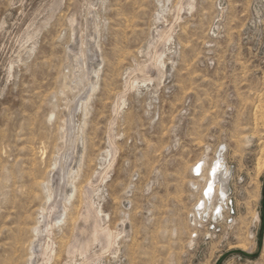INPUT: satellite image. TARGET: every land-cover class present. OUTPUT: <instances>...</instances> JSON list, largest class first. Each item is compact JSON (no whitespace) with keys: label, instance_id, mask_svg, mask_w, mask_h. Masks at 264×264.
<instances>
[{"label":"rangeland","instance_id":"rangeland-1","mask_svg":"<svg viewBox=\"0 0 264 264\" xmlns=\"http://www.w3.org/2000/svg\"><path fill=\"white\" fill-rule=\"evenodd\" d=\"M217 157L226 198L197 214ZM263 179L264 0H0V264L253 254ZM88 205L111 244L70 255Z\"/></svg>","mask_w":264,"mask_h":264},{"label":"bare ground","instance_id":"bare-ground-1","mask_svg":"<svg viewBox=\"0 0 264 264\" xmlns=\"http://www.w3.org/2000/svg\"><path fill=\"white\" fill-rule=\"evenodd\" d=\"M192 1V0H191ZM188 2H190V0H188ZM189 4V3H188ZM193 4V3H192ZM160 11V10H159ZM169 35V34H168ZM167 38V37H166ZM164 39V38H163ZM158 64V63H157ZM156 64V65H157ZM160 64V63H159ZM149 66V65H148ZM162 67V66H161ZM145 69V68H144ZM152 71V68H148L147 69V72H150ZM145 72V71H144ZM145 72V73H147ZM149 75V74H148ZM133 88V87H132ZM93 94V92H92ZM86 97H89V96H86ZM92 98V97H91ZM87 99V98H86ZM88 101V100H86ZM84 143V142H83ZM111 156V155H110ZM221 156V152H219V155L218 157ZM214 158L213 161L211 162V164L209 165L207 171H206V180H205V184L203 186V189L201 191V197L198 199V201L196 202V213L199 214L203 209L205 210L206 207H208L210 205V202H211V199L213 198L214 195H217L218 199H219V204L217 206L214 207V210L217 209L218 212L220 211V208L222 207V203L224 202L225 198H226V195H227V189H228V180H229V170L225 167L224 165V162L221 161L220 158ZM205 166L204 163H201L200 161L197 162L195 165H194V171L195 173H201L202 170H203V167ZM61 169V168H60ZM104 174V173H103ZM70 176V175H69ZM74 176V175H73ZM62 177V176H60ZM72 177V176H71ZM66 178V177H65ZM75 178V177H74ZM68 179V178H67ZM69 180V179H68ZM66 182V181H65ZM73 182V181H72ZM72 184V183H71ZM47 185V184H46ZM50 187V186H49ZM50 190V189H49ZM51 191V190H50ZM46 193V192H45ZM55 193V192H54ZM70 194V192H68ZM51 194V193H50ZM68 194V195H69ZM72 195V194H71ZM88 192L85 193V198L87 197ZM66 198H67V195H65ZM64 196V197H65ZM48 197V196H47ZM50 197V196H49ZM52 197V196H51ZM50 197V198H51ZM71 198V196H68ZM49 198V199H50ZM85 200V199H84ZM64 201V200H63ZM68 202V201H67ZM49 203V202H48ZM56 203V202H55ZM86 205V204H85ZM92 205V204H91ZM51 206V205H50ZM61 206V205H60ZM48 207V206H47ZM63 207V206H62ZM93 206H90L88 205L87 206V210H86V218L88 219V221L91 222V225H93L94 227V233L91 235V236H85L83 239H78L76 242H73V244L71 245L70 249H69V252L70 255L71 254H74V252L76 250H79L81 252H84L86 251L87 247L90 245L91 242H95L97 240H104V243L106 245V247H108L110 244H111V235L109 234V232H104V231H101L99 232L98 229L100 227L99 225V222H100V214L102 213L101 210L99 211H95L93 210L92 208ZM45 209V208H44ZM57 209V208H56ZM56 209H53L51 210L50 214L47 216L46 214H44L42 217H40L41 219L43 218L44 219H49V222H50V219L52 222H56L58 219H62V217L64 216L65 214V210H63V213L62 214H59ZM41 210V209H40ZM41 212V211H40ZM69 212V211H68ZM42 214V213H41ZM84 215V214H83ZM69 217V216H68ZM71 217V215H70ZM74 217V216H73ZM67 219V218H66ZM71 219V218H70ZM38 220V219H37ZM42 220V221H43ZM45 221V220H44ZM62 221V220H61ZM71 221V220H70ZM40 222V221H39ZM47 222V221H46ZM58 222V221H57ZM63 223V222H62ZM69 223V222H68ZM66 222V224H68ZM48 225L45 224V227H49L48 228V232L51 231V228L52 226H50V223H48ZM53 224V223H52ZM39 225V224H38ZM90 225V226H91ZM38 228V227H37ZM36 228V229H37ZM35 229V228H34ZM41 229V228H40ZM46 229V228H45ZM56 229V228H55ZM75 229V228H74ZM32 230V229H31ZM44 230V229H43ZM81 230V229H80ZM35 231V230H34ZM37 231V230H36ZM45 232V231H44ZM91 232V231H90ZM34 233V232H33ZM37 234L40 233V231L38 230V232H36ZM35 233V234H36ZM43 233V232H42ZM41 233V234H42ZM81 233V232H80ZM47 234V232H46ZM44 234V235H46ZM47 235H50L47 234ZM52 235V234H51ZM64 235V234H63ZM41 236V235H40ZM38 237V235H37ZM42 237V236H41ZM62 237V236H61ZM43 238V237H42ZM48 238V237H47ZM50 238V237H49ZM48 238V239H49ZM38 239V238H36ZM41 239V238H40ZM35 240V238L33 239ZM39 240V239H38ZM42 240V239H41ZM39 240V241H41ZM61 241V239H60ZM35 242V241H34ZM43 242V241H42ZM63 242V241H62ZM61 242V243H62ZM36 244V243H35ZM35 244L31 243V248L33 251L35 250V252L39 255L42 256V255H45L46 254V249H41L39 248V250L36 248L37 246H35ZM41 245V244H40ZM39 246V245H38ZM61 246V244H60ZM42 247V245H41ZM50 247V246H49ZM69 247V246H68ZM47 248V247H46ZM60 248V247H58ZM91 248V247H89ZM48 249V248H47ZM62 249V248H61ZM68 249V248H67ZM66 249V250H67ZM30 250V251H32ZM59 250V249H58ZM90 250V249H89ZM32 251V252H33ZM63 251V250H62ZM68 251V250H67ZM52 253V252H51ZM66 253V254H68ZM78 254V253H77ZM57 255V254H56ZM60 256V254H58ZM62 255V254H61ZM31 256V255H29ZM34 256V252L32 253V257ZM86 256V255H85ZM42 258V257H41ZM40 258V259H41ZM47 258V257H46ZM55 258V257H54ZM33 259V258H31ZM38 259V257H37ZM30 260V258H29ZM42 260V259H41ZM47 260V259H46ZM51 260V259H50ZM53 260V259H52ZM31 261V260H30ZM38 261V260H37ZM56 261V260H55ZM41 262V261H40ZM46 262V261H45ZM54 262V261H53ZM36 263V261H35ZM70 263V262H69ZM27 264V263H26ZM38 264V262H37ZM41 264V263H40ZM45 264V263H44ZM48 264V263H47ZM50 264V263H49ZM52 264V263H51Z\"/></svg>","mask_w":264,"mask_h":264},{"label":"water","instance_id":"water-1","mask_svg":"<svg viewBox=\"0 0 264 264\" xmlns=\"http://www.w3.org/2000/svg\"><path fill=\"white\" fill-rule=\"evenodd\" d=\"M262 184V190H261V216H260V226H259V239H258V246L257 251L253 254H250L248 252L239 250V249H233L229 250L223 254H220L219 258L216 260L215 264H222L227 258L230 256H243L248 259H255L259 256L262 246H263V235H264V179Z\"/></svg>","mask_w":264,"mask_h":264},{"label":"built area","instance_id":"built-area-1","mask_svg":"<svg viewBox=\"0 0 264 264\" xmlns=\"http://www.w3.org/2000/svg\"><path fill=\"white\" fill-rule=\"evenodd\" d=\"M195 176H196V177H200L201 175H200V173H198V174L195 173Z\"/></svg>","mask_w":264,"mask_h":264}]
</instances>
